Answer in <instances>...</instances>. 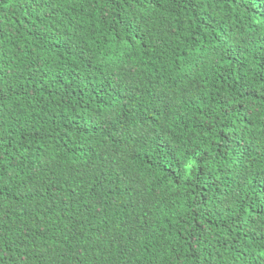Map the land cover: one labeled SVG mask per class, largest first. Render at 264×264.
Instances as JSON below:
<instances>
[{"label":"trees","instance_id":"obj_1","mask_svg":"<svg viewBox=\"0 0 264 264\" xmlns=\"http://www.w3.org/2000/svg\"><path fill=\"white\" fill-rule=\"evenodd\" d=\"M0 264H264V0H0Z\"/></svg>","mask_w":264,"mask_h":264},{"label":"rangeland","instance_id":"obj_2","mask_svg":"<svg viewBox=\"0 0 264 264\" xmlns=\"http://www.w3.org/2000/svg\"><path fill=\"white\" fill-rule=\"evenodd\" d=\"M195 161H196V156L193 157L187 164H186V169H185V175L184 176H181V177H177L179 178L180 180H185L187 178V176H189L193 171H194V164H195ZM174 174V172H173Z\"/></svg>","mask_w":264,"mask_h":264}]
</instances>
